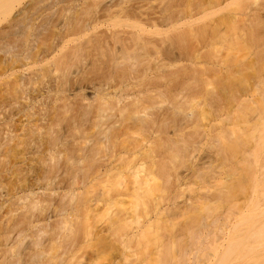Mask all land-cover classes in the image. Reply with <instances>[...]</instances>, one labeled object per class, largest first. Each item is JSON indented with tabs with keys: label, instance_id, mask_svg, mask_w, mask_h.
Returning <instances> with one entry per match:
<instances>
[{
	"label": "bare ground",
	"instance_id": "obj_1",
	"mask_svg": "<svg viewBox=\"0 0 264 264\" xmlns=\"http://www.w3.org/2000/svg\"><path fill=\"white\" fill-rule=\"evenodd\" d=\"M132 1L0 0V18L8 21L7 26L0 29V115L3 120L0 136V264H77L82 246L88 243L95 230L89 224L86 227L82 224L81 210L84 206H81L84 204L81 203H85L84 209H90L87 199L82 200L78 187L83 183L94 182L107 188L114 182L122 185L112 197L121 205H125L128 199L131 203L134 197L136 201L140 199L139 192L151 193L152 185L160 186V180L163 184L159 188L166 190L168 185L165 184L170 181L165 182V177L166 180H174L175 186L180 185L176 163L183 156L180 153L183 148L177 146V117L181 118V114L183 119L191 118L200 100L195 97L187 99L186 103L179 100L181 95L176 82L182 72L178 69V59L182 55L177 57L180 52L176 50L181 36L188 31L185 34L181 32V35L177 28L181 19L192 15L193 12L190 14L189 11L193 10V6L187 12L189 15L182 17L177 11L179 9L175 11L178 5L171 10L172 3L169 7L164 6L167 8H161L163 6H158V0H139L141 4ZM63 2L65 5L56 7ZM191 2L186 0L190 6ZM194 3L193 11L199 13L215 9L237 11L264 7V0H196ZM48 10V13L54 12L55 16L51 17L56 18L53 21L47 20L44 15V11ZM9 16L10 19H7ZM231 16L235 17L232 14L226 18L235 23L237 15L233 19ZM43 17L45 22L47 20L46 24ZM39 23H44V27L48 24L50 28L41 29ZM14 27L15 32L12 30ZM16 27L21 28L17 34ZM38 29H41L39 35L35 32ZM12 33L19 34L20 38L16 40L20 44L9 39ZM180 49L183 50L182 46ZM188 53L183 54L182 59H186V55L192 57ZM198 53L192 58L198 60ZM192 62L193 59L189 60L194 65ZM218 63L222 65L221 61ZM204 66L203 70L199 69L200 73L205 70ZM208 70H205L206 73ZM205 71L206 82L203 83L202 73V82L198 80L199 73L193 74L194 70L191 79L197 76L194 81L206 84L205 91L209 92V88L213 87L210 74L214 71L219 74L221 69H210L213 72H208L209 76ZM88 88L92 91H87ZM219 124L217 122L216 125L221 127ZM214 127L211 128H218ZM222 127L216 131L218 137L213 129L210 130L217 138L213 143L221 140L219 142L223 147L220 150L225 148V152L227 149L233 154L236 152L234 149L238 150L239 145L252 137L237 130H231L229 134ZM261 128L258 134L263 142L264 127ZM259 152L254 153L257 158L262 155ZM257 161L258 164L261 161L259 165L264 169V159L255 157L254 162ZM244 167L243 173L250 175V163H244ZM198 170L203 174L206 169L200 167ZM253 179L248 180L253 187L249 185L260 189L263 198L252 204L248 214L242 216L241 225L244 227L237 230L236 237L225 247L221 257L224 264H231L233 259L237 264L264 263L256 261L257 254L262 253H258V249L264 245V208L260 209L264 184ZM55 181L66 183L69 188L59 192L53 187ZM258 183L263 187L258 188ZM106 191L104 194L101 192V198ZM174 195L179 196V191ZM174 195L169 199L174 200L165 208L156 202L157 220L171 205L177 208ZM197 197L202 201L199 202L196 196L191 203L189 199L185 212L191 211L194 215L196 211L192 210L195 206H192L196 202V208L202 204L209 206L213 199V195L208 193ZM120 207L124 210L120 208L121 211L112 214L118 218L113 216L115 221L111 219L112 222H108L105 226L107 232L103 227L106 235L119 229L118 225L123 226V221L125 225L124 217L129 218L134 212H131L133 208L127 210L124 206ZM122 210L127 216L122 214ZM152 212L154 215L153 210L149 214ZM116 220L122 224L116 223ZM113 225L116 228L113 229ZM125 226L128 227L127 224ZM132 232L131 235L136 234ZM96 235L100 237L98 232ZM106 235L102 236L104 241L112 237V234ZM170 257H163L167 260L155 258L159 259L156 264H168Z\"/></svg>",
	"mask_w": 264,
	"mask_h": 264
},
{
	"label": "rangeland",
	"instance_id": "obj_2",
	"mask_svg": "<svg viewBox=\"0 0 264 264\" xmlns=\"http://www.w3.org/2000/svg\"><path fill=\"white\" fill-rule=\"evenodd\" d=\"M158 1L160 2H157L159 5L156 3H154V5H162L163 7L161 8H167L164 6H168L172 3L170 6L171 8L173 7V9H169L174 10V6L178 5L177 8L175 7V11L179 9L177 11L181 12L180 14L182 17H184L185 14L186 16L189 15L187 12L189 8H192V6L193 10H195L194 2L196 0H191L193 2L191 6L186 3V0L183 1L184 3L182 0ZM132 2L135 4L142 3L141 1L139 3V0L138 2L136 0ZM173 2L174 4L177 2L176 5H174ZM63 3L56 7H62L65 5V3ZM66 4L70 5L73 3ZM187 5L189 7H187ZM193 10L191 9L189 11V13L193 12L191 16H187V18L184 17V19H181L182 21L180 20L181 22L177 28L181 35H183V33L185 34V32L187 33L188 31V34L181 36L182 38L185 37V43L182 42L183 39L179 35L181 41H179L178 38L179 45L178 50L176 51L180 52V54L176 52L179 54L177 57L182 55L183 58V54H187L190 50V52H194V54H190L189 52V56L191 55L194 57L193 55L198 52L199 53L197 55H200L198 56L200 58H198V60L196 58L195 60L192 57H188V55H186V59H178V61H180L178 62V69L184 72L183 74H187L181 75L182 72L179 71L181 73L176 84L179 89L178 93H180L182 97L184 96L183 98L180 96L179 100L183 102L185 101V103L187 99L191 97H195L200 100V103L195 107L194 115L191 116V118L185 117L186 119H183L184 117L181 114V118L179 115L177 117V146L179 145L178 147L186 149L185 151L183 149H179L183 156H181V159L179 158L180 160L176 163L178 174L180 175V185L177 187L173 183L174 180H166V177H163L165 182L170 181L174 185L168 182V184H165L168 185L166 190H162L160 188H162L161 183L163 184V181L160 180V186L157 185V187L152 185L151 189L153 190H151V193L149 191V193H146L145 191L139 192L141 198L137 200L138 202L134 197L132 201L130 199L131 203L128 202L129 199L126 200L125 202L127 203L125 205H121L120 203L119 205L116 203L117 201L115 202L112 200V197L114 196L113 194H115L118 189L122 188V185L116 184L115 182L113 185L112 183L110 186L107 185L108 188L104 187L100 183V185H98L94 182H92V184L91 182L90 184L83 183V185L81 184L78 186L80 187L79 189H81L80 194L82 192V200L84 201V199H87L88 203L86 201V204L90 207L88 210L84 209L85 203L82 201L83 203H81V205L84 204L81 206L82 208L84 206V210L81 208V212L83 211V215L81 214L83 217L81 218L82 220L84 219L82 224L85 225L84 227H86V224H89L91 228L93 227L92 230L95 229L94 231L96 232L94 235L93 231V235L91 236L92 238L88 240V243H85L82 246V249L79 252V258L77 259V264H156L159 260H156L158 257H162L163 260L166 259L163 257H169L170 255L171 257L168 258V264H224L221 261V257L225 253V247L228 245V242L232 241V238L236 237L237 230L244 227V225H241L242 216L248 214L247 212L252 204L263 198L261 197V190L257 188L255 189V187L252 188V183L249 181H252L253 177V180L257 179L258 182L260 180L264 184V169L261 168V165H259L261 161L259 164V160L257 163L254 162L255 157L256 159H264V156L262 157V155H264V141H260V131L258 130L261 126L264 127V7L259 9H236L237 11H235V9L234 11L233 9H215V11L209 9L212 12L205 10V14L203 11H200L202 13L201 14L199 11ZM46 12L44 11V15L48 18L47 20L51 19V21H53L56 18L51 17L55 16L54 12L51 11L48 13L49 10ZM194 12H198L199 14L196 13V16L194 17ZM51 13L52 15H49ZM206 13L208 14L206 15ZM232 14L235 15V17L237 15L235 23H232L234 21L230 22V20L226 18V16L228 17ZM235 17L233 16V18ZM44 18L45 17L42 19ZM230 18L233 19L232 16ZM7 19H10V16L7 17ZM51 21L48 22L49 25ZM7 22L0 18V29L7 26L5 25L8 24ZM39 22H42V20ZM43 22L46 24L45 19ZM209 23L211 24L209 25ZM42 24L41 29H46L49 26L47 24V27H44L45 24ZM19 27V30L16 27V31L18 32L15 34L20 32L21 28ZM48 28H50V26ZM41 29L35 31L37 35H39L38 33H41ZM45 29H43V32ZM12 30L14 31L15 27ZM192 30L194 31L192 32ZM13 33L11 35L12 37L10 36L9 39L16 42L19 40L20 36L18 34L17 36L19 37H17ZM32 39L35 38L32 37ZM18 42L19 41L16 43ZM20 43L21 42L18 44ZM181 46L183 50L180 49ZM213 55L216 57L211 58ZM188 59L190 62L193 59L192 63L195 64L193 65L189 63ZM208 59H210L211 62L210 60L207 61ZM194 60L196 62L201 61V63H199L201 65L197 62V66ZM215 61H221L222 65L221 63L216 64L217 62L215 63ZM211 64L216 65L212 66ZM203 65L206 66H204L205 70L213 69L214 71V69H221V73L217 74L214 71L213 74H210L211 76H209V73H212L213 71L208 70L209 73H206L204 70L206 75L212 78L210 79L212 80L210 83L212 84L213 82V87L209 88L211 92L208 89L207 90L209 92H206V86L204 87L206 84L203 85V83L206 82V76L203 74L204 71H202L204 69ZM217 65H221V68H219V66L217 68ZM201 68V73L204 75V81L202 84L201 78L203 77L200 76L203 75H200L201 73L199 70ZM186 70L187 72H185ZM191 70H194V73ZM189 72L190 74H188ZM192 73L195 75H198L199 73L198 77L200 79L198 80L201 82L198 80V82L194 81L195 78H198L197 76L191 79L193 76ZM206 80L209 82L208 79ZM74 87H76V85ZM87 91H92V89L90 90L88 88ZM90 93L91 92H88V94ZM182 93L184 94L182 95ZM179 103L181 105L183 104L180 101ZM220 119L222 121L219 124ZM217 122L219 126H223L222 128L229 131V134H231V130H237L240 131V133L243 132L245 134H250L252 137L249 141L247 140L248 142H243L242 146L239 145L238 150L234 149L236 152H233V154L227 149V152H225V148L220 150L223 145L221 144L222 141H216L217 144L213 143V140L216 137L214 134L217 135L218 133H216V131L218 132L221 130V127L216 125ZM213 125L218 128L214 127L216 128V130H214L211 128ZM2 126L3 120L0 115V136ZM219 128L220 130H217ZM210 129H213L214 134ZM225 129L223 131H225ZM226 134H228V132ZM212 136L215 137L213 138ZM163 138H165V136ZM218 142L221 145H219ZM261 142L263 143L262 147L260 146ZM215 145L219 146L217 147ZM255 150L262 153V155L260 154L261 157L258 156L257 158L254 153L258 154V151L256 152ZM244 163H248V165L250 163V168H248L250 169V172H248L250 173V175L248 174L250 177L247 173H243L245 171L242 169L244 167ZM200 167L202 170H204V168L206 169L203 174H200L201 172L199 173L198 169ZM257 180L255 181L257 182ZM237 183H240V185ZM53 187H56L55 189H58L59 192H63L65 188H69V185L55 181ZM262 187L260 184L258 188ZM149 189L147 188V190ZM104 190H107L106 195H102L101 198V192L103 191L104 194ZM177 190L179 191V196L174 195L178 192ZM66 192L67 190H65L64 193ZM204 193H208V195L210 194L211 196L213 195V199L209 203V206L202 204L196 208L198 204V202H196L197 204L195 203V205L192 206V208L195 206L192 212L196 211V216L195 214L193 215L191 211L188 212L186 210L187 212H185V209L187 208L186 201L190 199L189 203H191L192 198L195 196L196 198H199L197 195L199 196L200 194L202 196L205 195ZM136 195L138 194H135V196ZM172 195H174L175 199L177 198V200H175V203L178 204L177 208L171 205L169 210L161 217V219L157 220L155 217L156 202H160L162 205L160 203L159 204L165 208L167 204H171L174 200H169L173 198ZM201 201L202 200L200 199L199 202ZM122 204H124V202ZM120 206L126 207L127 210L129 208L134 209H130L131 212L134 211L133 213H130L131 217H127L128 219L124 217V220L126 221L125 223L128 227L125 226L126 224L124 225V221L122 222L123 226H119L117 224L119 229L115 230L113 228L115 226L113 225L112 228L114 230H112L115 231V233H113V231H110L112 233H107V235L112 234V237L110 236V238L105 240V242L104 237L102 238V236H105V233L107 232V227L105 228V226H107L111 219L115 221V219L118 218L117 215L112 214H114L115 211H119L120 208L124 210V208ZM262 208H264V199L261 200L260 209ZM146 210H149L148 215H146ZM150 210L154 211V215L153 212L149 214L151 212ZM122 214L127 216L125 212ZM190 214L196 218L194 221ZM113 216L114 218L116 216V218L114 219ZM154 218L156 220H154ZM190 218H192V220ZM150 221L153 223H150ZM262 221V223H264V216L262 217ZM116 223L119 222L116 220ZM103 229L106 230V232H103ZM132 230L134 233L136 232V237L135 235H131ZM125 231L127 234L124 235ZM97 232L100 234L103 241L99 235H96ZM101 232H103V234ZM126 235H129V237ZM263 246L258 249V253H262L257 254L258 260L256 259L257 262L261 263L264 262ZM261 249L263 251H261ZM164 253L168 254L165 256ZM262 254L263 257H261ZM259 259H261V261ZM162 263L163 262L160 264ZM165 264H167V262ZM231 264L237 263L233 259Z\"/></svg>",
	"mask_w": 264,
	"mask_h": 264
}]
</instances>
